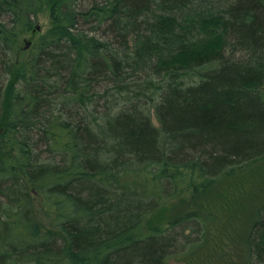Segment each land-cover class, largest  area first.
I'll return each mask as SVG.
<instances>
[{
    "label": "trees",
    "instance_id": "obj_1",
    "mask_svg": "<svg viewBox=\"0 0 264 264\" xmlns=\"http://www.w3.org/2000/svg\"><path fill=\"white\" fill-rule=\"evenodd\" d=\"M0 145V264L190 253L196 212L150 221L264 160V0H0ZM245 243L264 264V205Z\"/></svg>",
    "mask_w": 264,
    "mask_h": 264
},
{
    "label": "rangeland",
    "instance_id": "obj_2",
    "mask_svg": "<svg viewBox=\"0 0 264 264\" xmlns=\"http://www.w3.org/2000/svg\"><path fill=\"white\" fill-rule=\"evenodd\" d=\"M49 27V10L45 9L37 15L31 31L19 39L16 47L19 60L27 57L31 45ZM26 44L28 47L24 49ZM151 121L157 125L153 115ZM0 160L5 168H10L12 164L10 152L1 145ZM34 202L37 228L42 233L50 231V217L37 197ZM263 205L264 160L242 172H237L232 178L218 181L209 187L201 198L189 199L188 202L177 198L166 202L150 222L154 227L163 229L167 227L166 223L172 217L196 212L194 214L202 218L203 229L199 234L192 236L193 242L196 241L198 245L184 256L172 257L169 264H246V236L258 210ZM142 229L148 230L146 223Z\"/></svg>",
    "mask_w": 264,
    "mask_h": 264
},
{
    "label": "water",
    "instance_id": "obj_3",
    "mask_svg": "<svg viewBox=\"0 0 264 264\" xmlns=\"http://www.w3.org/2000/svg\"><path fill=\"white\" fill-rule=\"evenodd\" d=\"M27 47H28V44L25 45V48L24 49H26Z\"/></svg>",
    "mask_w": 264,
    "mask_h": 264
}]
</instances>
